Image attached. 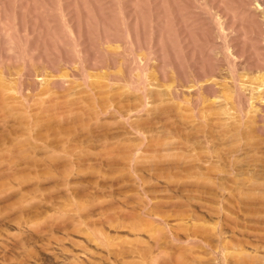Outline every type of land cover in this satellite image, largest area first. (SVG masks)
<instances>
[{
    "label": "rangeland",
    "instance_id": "374dc122",
    "mask_svg": "<svg viewBox=\"0 0 264 264\" xmlns=\"http://www.w3.org/2000/svg\"><path fill=\"white\" fill-rule=\"evenodd\" d=\"M186 263L264 264V0H0V264Z\"/></svg>",
    "mask_w": 264,
    "mask_h": 264
},
{
    "label": "bare ground",
    "instance_id": "6f19581e",
    "mask_svg": "<svg viewBox=\"0 0 264 264\" xmlns=\"http://www.w3.org/2000/svg\"><path fill=\"white\" fill-rule=\"evenodd\" d=\"M260 35H261V34H260ZM134 76H136V75H134ZM180 86H182V85H180ZM186 86H187V85H186ZM178 87H179V86H178ZM184 87H185V86H184ZM180 89H182V87H181ZM179 91H181V90H179ZM179 91H178V92H179ZM182 91H183V90H182ZM178 92H177V93H178ZM179 97H180V96H179ZM222 261H223V260H222ZM186 264H187V263H186ZM223 264H224V263H223Z\"/></svg>",
    "mask_w": 264,
    "mask_h": 264
}]
</instances>
